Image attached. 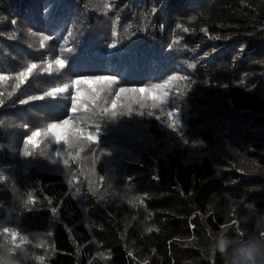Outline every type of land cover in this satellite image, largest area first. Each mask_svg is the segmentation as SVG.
Returning a JSON list of instances; mask_svg holds the SVG:
<instances>
[{
	"label": "trees",
	"instance_id": "16d2710c",
	"mask_svg": "<svg viewBox=\"0 0 264 264\" xmlns=\"http://www.w3.org/2000/svg\"><path fill=\"white\" fill-rule=\"evenodd\" d=\"M108 3L0 0V72L11 77L0 84V264H225L214 246L230 216L241 240L264 238V171L247 170L264 158V0ZM29 62L39 67L12 92ZM95 76L116 84L73 113L71 82ZM121 87L144 91L117 99ZM64 119L68 144L50 133L24 144Z\"/></svg>",
	"mask_w": 264,
	"mask_h": 264
},
{
	"label": "snow or ice",
	"instance_id": "6c2138e0",
	"mask_svg": "<svg viewBox=\"0 0 264 264\" xmlns=\"http://www.w3.org/2000/svg\"><path fill=\"white\" fill-rule=\"evenodd\" d=\"M101 4L103 5L104 9L108 10L110 8V5L108 3V0H100ZM15 23V21H13ZM113 35H116L115 29L113 30ZM50 36H43L40 42V47L43 48L45 45V41L50 40ZM54 64L57 68V71L63 70L66 65V61L59 56H57L54 60ZM39 65L34 62H29L26 67L23 68V70H18L16 71L15 74V83L12 89V92H15L21 88V85L25 84L26 81L29 80V78L33 75V73L37 70ZM42 73L51 75L53 73V62H47L46 66L41 70ZM11 77L9 75L4 74L3 72H0V84H4L6 81H9ZM176 79H187V77H170L169 81L176 80ZM169 81H165L164 84H158L153 86L151 89L152 91H156L157 89H165L168 86ZM93 83L97 87L95 88H90L87 89V96L84 95V93L81 92V85ZM72 86L75 87V95L72 96V112L76 113L78 111V104L82 102L83 99L89 100L92 104H96L101 96V92H104L106 89H110L114 84H116V77L115 76H95V77H83L79 79H75L71 82ZM70 85L69 84H64L62 87H54L51 90L45 92L43 95H29L27 99H20L21 104H25L28 101H35V100H43L45 96L48 97H54L57 94L65 93L69 90ZM126 91H136V92H142L144 89H125L121 87L119 89V92L116 94L117 99L120 98V95L125 93ZM12 92L8 93L9 96L12 95ZM167 93H161L160 99L161 102H163V96L166 95ZM4 95L3 92H0V97ZM116 101L113 100L112 104L115 105ZM4 104V100L0 99V105ZM87 107V105H85ZM102 112H107L108 109L104 108L101 109ZM169 116L172 115L171 112L168 113ZM115 115V113H113ZM70 120L69 119H64L58 123H49L47 125L46 129H39L32 131L31 135L27 136L26 139L24 140L25 145H31L33 148L37 146V138L42 135V133H50L52 137L55 138L56 143H60L61 140L63 139V142L65 144L69 143L68 137L62 136L61 132L59 131L60 129H63L65 126L69 125ZM75 139L76 140H87V141H92L94 140V137L91 135V133H86L83 130H77L75 132ZM25 155H31V152L25 149ZM67 163V161H65ZM31 197H29V201H31ZM15 235H13V240H15Z\"/></svg>",
	"mask_w": 264,
	"mask_h": 264
},
{
	"label": "clouds",
	"instance_id": "9594fccd",
	"mask_svg": "<svg viewBox=\"0 0 264 264\" xmlns=\"http://www.w3.org/2000/svg\"><path fill=\"white\" fill-rule=\"evenodd\" d=\"M214 247L225 264H264V238L250 236L235 242L220 239Z\"/></svg>",
	"mask_w": 264,
	"mask_h": 264
},
{
	"label": "rangeland",
	"instance_id": "374dc122",
	"mask_svg": "<svg viewBox=\"0 0 264 264\" xmlns=\"http://www.w3.org/2000/svg\"><path fill=\"white\" fill-rule=\"evenodd\" d=\"M260 2V1H259ZM212 3V2H211ZM246 4V3H245ZM220 5V4H219ZM219 5L218 4H216V6H214V7H219ZM247 5V4H246ZM255 5V4H254ZM254 5H252V6H254ZM249 8H256L257 6H254V7H250L249 6V4L247 5ZM246 25L247 24H244L243 26H244V29L243 30H240V29H234L231 33L235 36V37H238V36H240L241 34H245V33H247L248 31H247V27H246ZM241 46H242V44H241ZM253 51H256V50H253ZM264 143V142H263ZM263 146H264V144H263ZM236 153H238L237 151H235ZM226 155V154H225ZM231 156V155H230ZM243 154H242V157L241 158H243ZM256 157V156H255ZM240 158V157H239ZM258 158L256 157L255 158V160H257ZM244 160V159H243ZM245 161H246V163H245V166L246 167H248L249 166V164H250V161H251V159H250V157H248L247 159H245ZM264 161V158L262 159H258L255 163V167H253V168H247V170H249V169H252V171H249L248 173H254L255 171H257V170H259V171H264V165L262 164V162ZM235 165L237 166V162H235ZM238 165H240L239 163H238ZM250 167V166H249ZM241 168V167H240ZM115 175V173L114 172H111V173H109V177H112V176H114ZM107 179H109V178H107ZM107 182V181H106ZM118 195V194H117ZM124 198V197H123ZM171 197H169V199H170ZM221 198V197H220ZM220 198H217V201H218V205L219 206H222V202L223 201H225L226 199L228 200L229 198H228V196L227 195H225V196H223L222 197V199H220ZM126 199H128V198H126ZM220 199V200H219ZM129 200V199H128ZM134 201H136V200H132V202H134ZM130 203V207H132V209L133 208H135L138 204H136V203ZM230 202V201H229ZM216 206H217V203H216ZM123 215V214H122ZM124 216V215H123ZM232 216H230L229 218H230V221H228L226 224H224V225H220V231L216 234V241H218V240H220V239H226V240H228V241H231V242H235V240L236 239H238V240H241L240 239V236H238L240 233H242L241 231H240V227H242V226H240V222L239 221H237L235 218H231ZM127 220H130V218L129 219H127ZM124 221H125V223H126V220L124 219ZM124 223V225H123V227L124 228H122V231H123V233L124 234H126L127 233V230H128V228L129 227H131V221H128L127 222V224H125ZM240 226V227H239ZM229 230V231H228ZM228 231V232H227ZM233 233H234V235H233ZM238 233V234H237ZM251 233V232H250ZM245 235H249V234H245ZM231 237H236V239L233 241V240H231ZM138 259V262L140 261L139 260V258H137ZM143 261H145V262H147L148 261V258L146 257V258H143ZM140 264H142V260L140 261Z\"/></svg>",
	"mask_w": 264,
	"mask_h": 264
}]
</instances>
